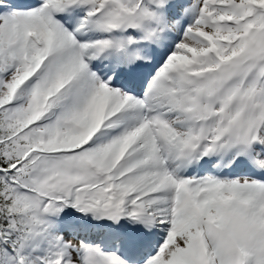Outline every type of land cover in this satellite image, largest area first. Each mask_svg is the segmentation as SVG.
<instances>
[{
  "label": "snow or ice",
  "instance_id": "1",
  "mask_svg": "<svg viewBox=\"0 0 264 264\" xmlns=\"http://www.w3.org/2000/svg\"><path fill=\"white\" fill-rule=\"evenodd\" d=\"M0 264H264V0H0Z\"/></svg>",
  "mask_w": 264,
  "mask_h": 264
}]
</instances>
